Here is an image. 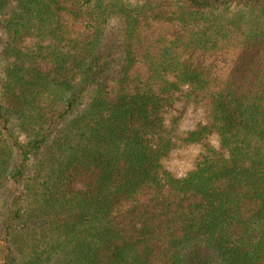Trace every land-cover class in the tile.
I'll return each mask as SVG.
<instances>
[{
    "label": "trees",
    "instance_id": "16d2710c",
    "mask_svg": "<svg viewBox=\"0 0 264 264\" xmlns=\"http://www.w3.org/2000/svg\"><path fill=\"white\" fill-rule=\"evenodd\" d=\"M67 1L0 0V139L13 180L33 156L41 180L28 212L16 197L0 217V264H264V0ZM177 97L207 99V121L178 132ZM192 143L177 176L163 161Z\"/></svg>",
    "mask_w": 264,
    "mask_h": 264
},
{
    "label": "rangeland",
    "instance_id": "374dc122",
    "mask_svg": "<svg viewBox=\"0 0 264 264\" xmlns=\"http://www.w3.org/2000/svg\"><path fill=\"white\" fill-rule=\"evenodd\" d=\"M130 5L135 6L137 1L125 0ZM67 6L70 2L62 0ZM7 34L3 27L0 26V90L1 83L4 78L6 61L3 58L1 51L6 43ZM31 38L26 40L30 42ZM99 53L102 54L103 60H107L108 64L105 65L109 74H113L120 68V62L122 57V31L121 22L117 17L111 18L109 24L106 26V31L102 40V44L99 48ZM210 113V105L207 99H203L199 102H186L181 97L175 98L173 104L166 108L164 116L166 121L170 123L174 118H179L177 124L178 132H185L196 128L199 124L207 121ZM1 127V124H0ZM14 135L22 142L28 141L26 133L19 131L17 128L13 130ZM208 142L214 146H219V136L217 133L210 135ZM0 148L4 150V159L7 161L6 171L8 176L0 181V217L7 214V211L14 198L19 197L22 207L26 212L34 205L35 193L40 190V177L35 176L36 158L33 156L25 162V172L21 175L18 181L13 180L11 172L14 171L16 166L20 164V155L17 148L15 149L10 142V139L1 138ZM0 149V150H1ZM202 151V145L199 143L187 144L174 149L165 159V167L172 171L177 176L185 175L191 170L195 162ZM20 156V157H19ZM36 177V178H35ZM21 222V228L25 225L26 215Z\"/></svg>",
    "mask_w": 264,
    "mask_h": 264
}]
</instances>
